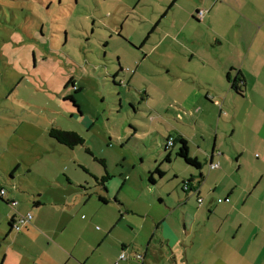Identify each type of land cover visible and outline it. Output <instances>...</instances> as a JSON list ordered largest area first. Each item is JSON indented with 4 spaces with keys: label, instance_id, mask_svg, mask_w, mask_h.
Masks as SVG:
<instances>
[{
    "label": "crops",
    "instance_id": "obj_1",
    "mask_svg": "<svg viewBox=\"0 0 264 264\" xmlns=\"http://www.w3.org/2000/svg\"><path fill=\"white\" fill-rule=\"evenodd\" d=\"M122 6L124 21L114 35L125 36L145 58L117 54V63L107 75L117 74L116 80L122 83L115 100L111 95V104L120 113L131 101L137 115V99L126 101L121 93L125 82L133 88L124 70L134 69L135 74L146 58H154L152 65L164 75L166 87L182 91L174 95L172 105L178 104L185 128H176L162 139L183 136L190 155L203 164L201 170L191 166L181 178L182 188L189 178L194 179L196 196L203 201L199 203V197H190L193 192L186 191H178L175 197H120L126 186L143 178L141 169L121 164L113 172L121 179L106 182L114 197L100 196L105 202L99 197L105 205L91 203L90 197L49 193L59 190L52 183L32 186L31 197L7 182L9 175L14 177L16 169H21L19 160L8 159L0 168V191L6 189V195H0V264H93V256L103 251L107 256L102 264H264V0H133ZM145 10L151 15L146 16ZM236 76L238 89L233 88ZM81 82L71 80L76 92H84ZM146 94L150 110H159L150 104L151 93L146 90ZM70 96L76 100L66 102L72 117H85L84 125L93 126L83 100L73 93ZM243 131L256 138L255 145L236 144V133ZM138 132L134 129L133 135ZM257 148L261 155L251 164L247 156ZM231 157L237 158L234 166ZM203 162L220 166L206 171ZM162 165L155 167L163 170ZM248 165V174L241 173ZM252 197L259 208L248 205ZM157 199L160 208H156ZM89 204V217H79ZM27 213L33 215L31 222L14 230L12 220ZM98 220L103 228L93 229L96 240H83L79 228H93ZM123 252L128 257L120 260Z\"/></svg>",
    "mask_w": 264,
    "mask_h": 264
},
{
    "label": "rangeland",
    "instance_id": "obj_2",
    "mask_svg": "<svg viewBox=\"0 0 264 264\" xmlns=\"http://www.w3.org/2000/svg\"><path fill=\"white\" fill-rule=\"evenodd\" d=\"M123 2L133 0H0V168L8 159L20 161L21 169L17 168L14 177L7 178L10 186L19 187L18 191L33 197L32 186L49 187L52 183L59 190L49 193L90 197L91 203L105 205L99 197L114 196L110 195L108 185L104 188L95 176L100 178L107 170L113 178L110 182L120 180V175L113 172L126 165L141 169L143 178L126 186L120 197H175L178 191L185 194L181 178L191 166L175 155L178 148H172V161L167 162L165 138L162 139L176 132V128H185L178 104L172 105L174 95H181L182 91L169 90L164 75L152 65L154 58H146L144 67L135 74L134 69L124 70L133 88L125 82L121 93L126 101L137 99L138 104H134L137 115H133L131 101L126 102L120 113L119 107L111 104V95L113 98L116 95L109 92L113 76L109 78L107 73L117 63V54L129 57L140 54L145 58L125 36L114 35L124 21ZM144 13L151 15L150 10ZM132 68L136 70V66ZM73 79L82 81L83 93L76 92V86L70 82ZM146 90L151 93L150 104L159 110H150L152 107L145 101ZM71 93L83 100V107L90 112L86 116L95 122L93 126L84 125L85 117H72L66 106ZM52 127L78 128L86 143L69 148L49 136ZM134 129L139 130L137 136L133 135ZM232 140L230 137L229 141ZM234 141L244 148L255 145L256 138L243 131L236 133ZM109 143L115 147H105ZM86 148L96 157L106 158V167ZM260 155L257 148L247 159L253 164ZM230 161L233 166L237 164V158L231 157ZM161 162L165 175L155 173L157 182L150 183L148 173L155 171V165ZM204 169H210L209 163H205ZM250 169L248 165L241 173L248 174ZM196 195L193 192L190 197H199ZM156 203V208L162 206L159 199ZM249 204L260 207L253 197ZM82 214L89 217L90 204L79 217ZM93 224V228L83 225L79 228L83 230V240H96L95 230L103 225L99 220ZM106 256L105 251L94 255L93 264L104 263Z\"/></svg>",
    "mask_w": 264,
    "mask_h": 264
},
{
    "label": "trees",
    "instance_id": "obj_3",
    "mask_svg": "<svg viewBox=\"0 0 264 264\" xmlns=\"http://www.w3.org/2000/svg\"><path fill=\"white\" fill-rule=\"evenodd\" d=\"M117 74L112 75V94L114 95H119L116 94V91L120 90L121 87V83L116 80V76ZM230 78V77H229ZM237 81H238V76H236L234 82H233V88L238 89L237 86ZM71 82V80H70ZM119 85V86H117ZM77 88V87H76ZM110 89V90H111ZM113 90L115 91V93H113ZM69 99H71L74 103L76 102L74 96H70ZM77 105V104H76ZM49 136L51 138H53L54 140H56L57 142L69 147V148H76L77 146L80 145H84L86 140L84 138V136H82L79 132L74 131V130H65L62 128H58V127H52L49 131ZM172 137V136H170ZM169 137V138H170ZM169 138L166 139L165 141V148H166V156H165V160L167 162H170V158H171V152L170 149L173 147L178 146L177 151L175 152V155L177 157L182 158L188 165L196 168L197 170H201L203 164L201 163V161L198 160V158L196 157H192L190 155L189 152V146L187 143V140L183 137V136H177V137H172L173 138V144L172 145H168V140ZM87 151L94 156V159L99 161L100 163H102L104 165V167H106V162L105 159L102 158H98L96 157L93 152L90 151V149L87 148ZM157 173L160 177H163L165 174V171L161 170L160 167H157L155 169L154 172H151L149 175V181L150 183L155 184V179H154V174ZM111 178V175L106 171L105 174L103 176L96 177V180L98 182H100V184L104 187H106V182ZM197 185L198 184H194V179L191 177L189 178L186 182H184L183 185V190L186 192H195L197 190ZM100 200H102L103 202H105L106 200L104 198L100 197Z\"/></svg>",
    "mask_w": 264,
    "mask_h": 264
},
{
    "label": "built area",
    "instance_id": "obj_4",
    "mask_svg": "<svg viewBox=\"0 0 264 264\" xmlns=\"http://www.w3.org/2000/svg\"><path fill=\"white\" fill-rule=\"evenodd\" d=\"M200 15L201 16H204L205 14V11L204 10H200L199 11ZM173 144V138L170 137L169 140H168V145H172ZM210 166L212 168H218L220 165L219 163L218 164H214V163H211ZM198 190V189H197ZM197 190L195 192H197ZM0 195L3 197L6 195V189H2L0 191ZM203 199L201 197L198 198V202L199 203H202ZM15 204H17L18 202L15 201L14 202ZM33 218V215L31 213H27V214H22V215H18L16 218H14V220H12V228L16 231H19L20 229H22V227H24L26 224H28L29 222H31ZM128 257V254L126 252H123L119 259L122 260V259H126ZM138 258L141 259V255H137Z\"/></svg>",
    "mask_w": 264,
    "mask_h": 264
},
{
    "label": "water",
    "instance_id": "obj_5",
    "mask_svg": "<svg viewBox=\"0 0 264 264\" xmlns=\"http://www.w3.org/2000/svg\"><path fill=\"white\" fill-rule=\"evenodd\" d=\"M117 86H119V85H117ZM116 94H120V90L116 91ZM210 162H211V161H210Z\"/></svg>",
    "mask_w": 264,
    "mask_h": 264
}]
</instances>
